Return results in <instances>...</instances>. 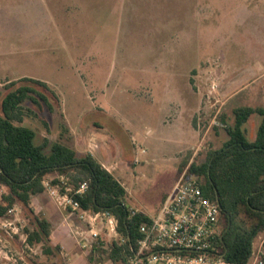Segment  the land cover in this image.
Masks as SVG:
<instances>
[{"label":"rangeland","instance_id":"rangeland-1","mask_svg":"<svg viewBox=\"0 0 264 264\" xmlns=\"http://www.w3.org/2000/svg\"><path fill=\"white\" fill-rule=\"evenodd\" d=\"M25 78L47 84L33 86L51 105L26 103L37 114L23 122L35 143L47 141L50 152L61 141L97 160L105 148L128 204L153 216L181 174L227 141L222 115L232 124L234 109L264 107V0H0V113L8 84ZM261 120L245 124L250 141ZM7 192L0 187V201ZM69 213L79 232L71 235L86 245L79 255L107 261L109 245L121 240L107 217L92 226ZM3 223L19 233L0 227V264H56L27 244L23 210ZM263 244L261 236L253 252ZM61 252L69 264L71 254Z\"/></svg>","mask_w":264,"mask_h":264},{"label":"trees","instance_id":"trees-1","mask_svg":"<svg viewBox=\"0 0 264 264\" xmlns=\"http://www.w3.org/2000/svg\"><path fill=\"white\" fill-rule=\"evenodd\" d=\"M33 85L47 87L45 82L25 78L9 83L1 100L0 187L8 192L1 197L0 219L19 207L30 225L25 230L27 243L39 244L44 255L59 258L61 247L52 240V224L31 206L33 197L45 191V179L57 174L52 184L61 185L63 193L67 187L73 188L69 195L82 209L109 213L117 219L121 240L109 245V257L114 264H129L143 237L140 227L150 220L149 216L133 210L125 187L92 154L81 156L61 141L54 142L50 152H46L47 141L35 143L36 131L23 124L34 114L26 103L51 105ZM256 114L262 120L256 138L250 141L244 126ZM233 115L232 124L225 115L221 117L227 141L219 149L210 146L205 162L192 163L188 175L199 176L205 195L220 205L219 226L223 230L216 238L213 253L227 264H246L255 242L264 236V107H239ZM61 128L64 134L68 132L65 125ZM84 182L87 189L77 194L75 190Z\"/></svg>","mask_w":264,"mask_h":264},{"label":"built area","instance_id":"built-area-1","mask_svg":"<svg viewBox=\"0 0 264 264\" xmlns=\"http://www.w3.org/2000/svg\"><path fill=\"white\" fill-rule=\"evenodd\" d=\"M43 185L60 207L75 213L83 221H89L92 226L102 215L106 216L110 232L114 236L119 235L117 219L109 213H91L82 209L80 203L69 195L73 188L67 187L63 193L60 185L48 180ZM87 186L84 182L75 192L82 194ZM220 211L219 203L205 195L200 177L188 175L186 169L165 197L157 214L149 216L150 220L141 225L143 237L138 240L137 250L130 257L129 264L225 263L213 253L220 234ZM12 226V223L0 225L9 235L11 232L19 233V229ZM93 235L97 237L98 233L93 231ZM263 255L264 249L258 254L253 252L246 264H264Z\"/></svg>","mask_w":264,"mask_h":264},{"label":"crops","instance_id":"crops-1","mask_svg":"<svg viewBox=\"0 0 264 264\" xmlns=\"http://www.w3.org/2000/svg\"><path fill=\"white\" fill-rule=\"evenodd\" d=\"M100 163L109 170L107 166L106 156H107V150L103 147L100 148L99 151ZM93 153V152H92ZM110 171V170H109ZM118 181L125 187L127 190L125 183L123 180ZM42 194H37L34 196L38 199V196H41L39 198L40 204L38 205V212L35 210L37 214L47 219L52 224V231L51 236L52 240L55 244L59 245L61 249H63L66 253V255L71 254L70 263L69 264H114L110 257H108L107 261H104L102 258H97L94 256L85 257L84 254L82 256L79 255V250L86 247L83 240H78L76 236L75 239L71 235V233H78L76 232V229L72 228V219L70 217L69 210L66 211V209L60 207L57 202H55L58 206H56L52 201H48L47 197H42ZM36 199V200H37ZM32 200V201H33ZM55 201V200H53ZM49 202V203H48ZM32 206V203H31ZM34 209V208H33ZM71 212V211H70ZM73 213V212H71ZM84 234V233H83ZM82 235V234H81ZM28 244V243H27ZM29 245V244H28ZM31 246V245H29ZM33 246V245H32ZM98 245L94 244L92 248L95 251L98 249ZM77 249V250H76ZM44 255V254H43ZM62 255V256H61ZM109 256V253H108ZM56 264H64V257L63 253L61 252L59 255V258H57ZM216 264H227V263H216Z\"/></svg>","mask_w":264,"mask_h":264}]
</instances>
